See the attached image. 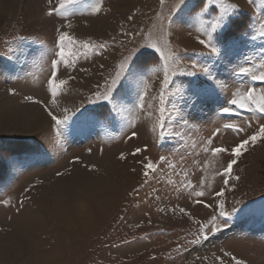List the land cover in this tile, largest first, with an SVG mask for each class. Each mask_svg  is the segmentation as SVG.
Segmentation results:
<instances>
[{"label":"rangeland","instance_id":"rangeland-1","mask_svg":"<svg viewBox=\"0 0 264 264\" xmlns=\"http://www.w3.org/2000/svg\"><path fill=\"white\" fill-rule=\"evenodd\" d=\"M57 2L0 0V264H234L231 256L264 264V140L237 158L232 176L239 179L227 186L217 172L232 157L204 150L209 138L212 147L231 148L264 123L260 113L221 111L234 108L228 101L237 88L264 90V81L236 74L240 66L256 69L264 62V38L252 39L264 20L260 0H225L238 9L234 23L213 34L217 53L198 43L197 37L208 39L198 31L199 0L179 8L177 0H103L98 14L91 11L96 0H80L67 5L66 18L47 15ZM219 13L212 6L205 26ZM56 29L77 43L65 48L71 66L61 63L57 72V80L74 79L52 105L47 81L58 50ZM83 42L104 48L85 56ZM152 42L174 54L162 106L168 131L179 135L163 139L152 129L165 61L148 46ZM126 57L128 70L112 94L116 103L96 100ZM193 84L215 91L197 98ZM45 105L67 117L59 128ZM37 109L44 112L41 120ZM225 123L245 131L225 129ZM133 131L137 136L129 139ZM138 147L147 150L133 156ZM148 160L157 170L146 177ZM189 181L192 188L185 187ZM221 201L230 215L219 216ZM213 215L219 230L206 229L204 240L199 226Z\"/></svg>","mask_w":264,"mask_h":264},{"label":"snow or ice","instance_id":"snow-or-ice-1","mask_svg":"<svg viewBox=\"0 0 264 264\" xmlns=\"http://www.w3.org/2000/svg\"><path fill=\"white\" fill-rule=\"evenodd\" d=\"M80 0H58L57 4L55 6H52L48 9L47 15L52 16L54 14L59 15L61 17L67 16V5L70 4H76L79 3ZM49 5L53 4V0H48ZM161 5L165 3V0H160ZM248 3L250 5H254L256 3V0H248ZM185 5V0H177V3L175 5L176 8H179L180 6ZM260 5L264 6V0H260ZM212 6L218 7L220 9V13L218 15H215L211 20L207 21V26H205V22L203 20V17L209 12L210 8ZM199 11L197 15L201 18V27L198 29V31H203L208 39H198V43L200 45H203L205 48H208L211 46V51L213 53H217L218 49L216 46L212 45V39L214 33H219L223 29H226L230 24L234 23V21L231 20V16L234 14V12L238 9V5L236 4H227L225 3V0H199L198 4ZM103 9V0H96V3L92 5L91 11L93 14H98ZM214 10V9H213ZM193 11H196L194 8ZM68 27H71V25H68ZM57 32H59V35L55 41L57 46V52L55 53L54 59L51 60V73L48 78V85L51 89V103L52 105L56 104L55 97L58 95L59 91L66 87L70 80L74 79L72 76H68L67 79H59L57 80V72H58V66L63 63L67 66H71L69 64L68 59L66 58L65 48L67 44H73L75 45L77 43L76 39L72 37L68 32L61 31L60 29H56ZM264 38V20H261L259 22V29L257 30L256 35L252 36V39L255 40L256 38ZM23 39V38H21ZM151 48L156 49L157 52H160L161 57L165 61V79L162 82V90L160 93V104L161 107L158 109L159 115L156 120L155 126L153 127L152 131L154 133H157V139H163L169 136L176 135L178 136L179 133H172L168 131L167 129V121L165 118V111L166 109L162 106L165 96H164V89L168 87V76H167V63L170 59H172V56L174 54H168L165 52V50L161 47H158L155 42H152L148 45ZM81 47L85 50L83 52V55L87 56L88 51L94 50L96 47H99L100 49L104 48V44H100L98 46L92 45L90 42H83L81 44ZM236 47L235 42L230 47L225 48V54L227 55L228 51L234 49ZM75 55V54H73ZM130 57L125 58V62L120 65L119 71L116 72L115 77L111 80V83L107 85L105 93L101 94L97 92L95 94L96 100H104L108 101L110 103L115 104V100L113 98V92L116 89V86L120 83L121 77L123 74L128 70L126 65L129 61ZM247 59V58H245ZM72 63H75V59H73ZM192 68H197V65L195 63L192 64ZM200 71L204 72L205 74L211 75L209 72V69L206 67L199 68ZM135 69L132 70L130 75H135ZM194 72H188L187 75H194ZM237 75L244 76V77H250L253 81H264V62L260 63L256 69H254L252 66H240L238 68V71L236 72ZM223 87V85H221ZM191 90L194 97L200 98L203 96H207L212 94V92L215 91V89H208V88H201L197 87L196 85L191 86ZM12 94L14 93V90H9ZM145 91L147 89L145 88ZM25 99L33 102V103H42L40 100H36L32 96H27ZM141 103L140 108H144V102L143 97H140ZM90 102H95L91 101ZM231 105L234 106V108L231 107H222L221 111L223 113H232L235 111V109H245L250 112L254 113H260V116L257 117L258 120H264V90H261L260 92H257L256 88L254 87H247L244 91H241L239 88L235 91L233 94V97L228 101ZM151 107V105H149ZM45 110L47 111V114L49 117H51V120L54 122V125L59 128L62 124L65 123L67 117H65L63 120L58 118L53 111L49 110L47 105H45ZM116 111H120L119 108H114ZM225 129H232L236 133H242L245 131L244 128L240 127L239 125L233 124V123H225L223 125ZM217 133L219 132V129L216 130ZM137 136V132L133 131L131 133V136L129 139L135 138ZM258 140H264V123H260L258 125L257 130L250 136H248L246 139H242L240 143L236 144L235 146L231 148H227L225 146H214L212 138H209L206 141V144L209 147H206L204 150L210 151L213 155V157H218L224 154L230 155L232 157L231 160H229L226 164V166L222 167V170L217 172L218 176L224 177L223 184L227 186L231 179L238 180L239 177H233L232 176V170L233 166L237 163V158L243 154L244 151H247V146L249 144H255ZM147 148L144 149L136 148L135 151L132 153L133 156L141 153L142 151H146ZM125 155L121 153L120 159H125ZM161 161L167 162L165 157H160ZM145 172L144 175L147 177L150 175V173H155L157 170V164L152 162L151 160H148L147 163L144 164ZM57 175H61L60 173H57ZM185 187L192 188L193 185L191 184V181H189ZM194 195L196 197H203L205 193L203 191H194ZM224 195L223 190L216 192V196L222 197ZM197 203H203L202 200H197ZM207 206V205H206ZM181 212L184 211V209H180ZM236 209H233V212H235ZM230 215L229 213H226L224 211V204L223 201L220 202V211L219 216L224 217ZM209 226H211L209 228ZM206 229H209V231H218L217 227V216L213 215L211 218L203 224H200L199 231L201 233V236L204 240L208 239V234L205 232ZM196 242H199V238ZM224 256L228 257L230 256V253L225 252ZM231 260L234 262V264H244V261L237 259L235 256H231ZM220 264H224V261L221 260Z\"/></svg>","mask_w":264,"mask_h":264},{"label":"bare ground","instance_id":"bare-ground-1","mask_svg":"<svg viewBox=\"0 0 264 264\" xmlns=\"http://www.w3.org/2000/svg\"><path fill=\"white\" fill-rule=\"evenodd\" d=\"M31 107V106H30ZM38 110V109H37ZM35 117H36V119H43L45 116H44V112L40 109V110H38L35 114Z\"/></svg>","mask_w":264,"mask_h":264}]
</instances>
